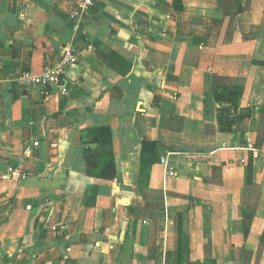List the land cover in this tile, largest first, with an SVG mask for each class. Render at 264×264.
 Returning <instances> with one entry per match:
<instances>
[{"label": "crops", "instance_id": "obj_1", "mask_svg": "<svg viewBox=\"0 0 264 264\" xmlns=\"http://www.w3.org/2000/svg\"><path fill=\"white\" fill-rule=\"evenodd\" d=\"M174 1L0 0V264H264V0ZM68 47L66 93L21 86Z\"/></svg>", "mask_w": 264, "mask_h": 264}, {"label": "built area", "instance_id": "obj_2", "mask_svg": "<svg viewBox=\"0 0 264 264\" xmlns=\"http://www.w3.org/2000/svg\"><path fill=\"white\" fill-rule=\"evenodd\" d=\"M95 4L94 0H81L77 7L71 13V20L76 24L80 23L82 18L88 14L90 8ZM79 54L73 47L65 49L61 59L51 65H47L41 72H33L25 70L21 73L19 82L25 89L28 88H56L62 93L68 91V86L65 82V76L68 68L78 62ZM35 145H38L36 142ZM159 162L164 166L168 176H175L177 174L174 167L169 164L166 156H161ZM7 264V263H2Z\"/></svg>", "mask_w": 264, "mask_h": 264}, {"label": "trees", "instance_id": "obj_3", "mask_svg": "<svg viewBox=\"0 0 264 264\" xmlns=\"http://www.w3.org/2000/svg\"><path fill=\"white\" fill-rule=\"evenodd\" d=\"M180 0H175V8L177 9H182V5L178 3ZM131 68V67H130ZM243 92V89L239 86H225L223 88V93L221 94L223 98L227 99H234L239 97ZM217 99H220V96H216ZM243 118L241 115H239L238 119ZM107 131L106 127H98L94 129V131H90L88 133H94L97 137L95 139L97 140L98 143L101 141H106L111 145V140L104 137L106 136L104 133ZM158 153L156 143L155 142H148V141H143L142 142V149H141V158H140V170H139V177H138V184L139 185H146L148 180H149V175H150V170L153 161L155 160L154 156ZM97 157L99 156L98 160L93 157L92 152L90 151V148L88 146L85 147L84 149V155L85 159L87 162V167L89 168V173L92 172V168H103L102 170L104 173L101 176H96L97 178L100 179H111L112 177L115 176L116 172L114 169V160H113V153L111 151L105 152L102 156L100 155L101 153H97ZM96 160V162L93 163V159ZM250 167V166H249ZM106 169H109L106 171ZM251 169V168H249ZM107 173V175H106ZM213 264H218L217 261H213Z\"/></svg>", "mask_w": 264, "mask_h": 264}, {"label": "water", "instance_id": "obj_4", "mask_svg": "<svg viewBox=\"0 0 264 264\" xmlns=\"http://www.w3.org/2000/svg\"><path fill=\"white\" fill-rule=\"evenodd\" d=\"M241 114L244 115V116L249 115L250 114V110L247 109V108H244V109L241 110Z\"/></svg>", "mask_w": 264, "mask_h": 264}, {"label": "rangeland", "instance_id": "obj_5", "mask_svg": "<svg viewBox=\"0 0 264 264\" xmlns=\"http://www.w3.org/2000/svg\"><path fill=\"white\" fill-rule=\"evenodd\" d=\"M264 136V124H261V139Z\"/></svg>", "mask_w": 264, "mask_h": 264}]
</instances>
